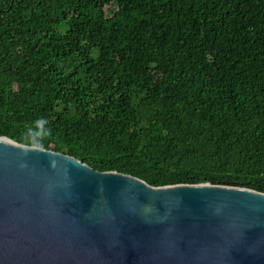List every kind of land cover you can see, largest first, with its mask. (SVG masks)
I'll return each instance as SVG.
<instances>
[{"label": "trees", "instance_id": "16d2710c", "mask_svg": "<svg viewBox=\"0 0 264 264\" xmlns=\"http://www.w3.org/2000/svg\"><path fill=\"white\" fill-rule=\"evenodd\" d=\"M0 137L264 194V0H0Z\"/></svg>", "mask_w": 264, "mask_h": 264}, {"label": "water", "instance_id": "95a60500", "mask_svg": "<svg viewBox=\"0 0 264 264\" xmlns=\"http://www.w3.org/2000/svg\"><path fill=\"white\" fill-rule=\"evenodd\" d=\"M0 264H264V194L153 187L0 137Z\"/></svg>", "mask_w": 264, "mask_h": 264}, {"label": "clouds", "instance_id": "9594fccd", "mask_svg": "<svg viewBox=\"0 0 264 264\" xmlns=\"http://www.w3.org/2000/svg\"><path fill=\"white\" fill-rule=\"evenodd\" d=\"M48 121L45 120V119H40L38 121L35 122V124L39 127V129L43 132V133H46V134H51V129L50 128H47L45 127V125H47ZM25 138L28 139V140H32L34 139V136H33V132L32 130H29L28 132L25 133ZM20 167H25L24 164H21Z\"/></svg>", "mask_w": 264, "mask_h": 264}]
</instances>
